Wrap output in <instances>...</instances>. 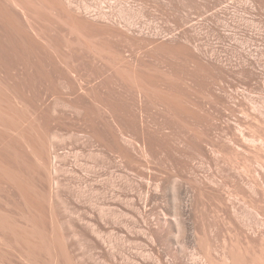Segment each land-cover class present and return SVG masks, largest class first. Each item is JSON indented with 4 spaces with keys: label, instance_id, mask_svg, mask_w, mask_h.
Listing matches in <instances>:
<instances>
[{
    "label": "rangeland",
    "instance_id": "rangeland-1",
    "mask_svg": "<svg viewBox=\"0 0 264 264\" xmlns=\"http://www.w3.org/2000/svg\"><path fill=\"white\" fill-rule=\"evenodd\" d=\"M251 257L264 0H0V264Z\"/></svg>",
    "mask_w": 264,
    "mask_h": 264
},
{
    "label": "bare ground",
    "instance_id": "bare-ground-1",
    "mask_svg": "<svg viewBox=\"0 0 264 264\" xmlns=\"http://www.w3.org/2000/svg\"><path fill=\"white\" fill-rule=\"evenodd\" d=\"M16 27H17V26H16ZM16 27H15V28H16ZM13 30H14V29H13ZM250 168H252V167L250 166ZM254 174H255V172H254ZM254 174H253V172L250 174V177L253 178V179H254V176H253ZM250 183H251V185L254 184L252 181L249 182V185H250ZM252 206H254L253 202H252ZM185 231H186V228H185L184 226L181 225V232H182V235L185 234ZM182 237H183V236H182ZM207 248H208V247H207ZM241 251H242V250H241ZM228 260H229V259H228ZM229 261H230V260H229ZM229 261H228V262H229ZM225 262H226V261H225ZM235 264H236V263H235ZM248 264H255V261H254L253 257H251V261H249Z\"/></svg>",
    "mask_w": 264,
    "mask_h": 264
}]
</instances>
